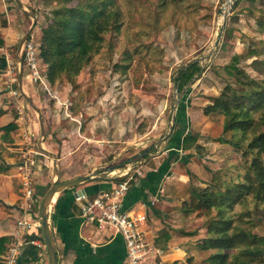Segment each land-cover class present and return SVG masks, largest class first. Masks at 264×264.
Returning a JSON list of instances; mask_svg holds the SVG:
<instances>
[{
    "label": "crops",
    "instance_id": "crops-1",
    "mask_svg": "<svg viewBox=\"0 0 264 264\" xmlns=\"http://www.w3.org/2000/svg\"><path fill=\"white\" fill-rule=\"evenodd\" d=\"M19 1L22 6L24 4L23 8L27 9L28 0ZM17 9L12 4L0 2V18L6 22L5 26L0 27V38L4 44L0 46V240L2 238L5 240L0 242V264L20 215L16 165L21 160L22 138L19 137V132L24 127L19 117L15 119L7 101L8 92H5L10 86L6 66L10 62L7 58L12 43V40H7L5 37L12 21L19 23L15 26L19 30L20 26L28 22L21 21L20 16L17 15L19 8ZM17 35L16 33L15 36ZM24 87L22 84V90L26 91ZM64 91L63 88V93ZM56 98L55 103L61 105L63 116L52 118L55 127L52 126L51 120L48 124L46 122L44 125L46 139L43 145L45 150L56 156L58 182H65L92 172L102 174L113 166H121L105 178L100 175L99 178L63 190L53 196L47 214L58 264H124L125 246L121 236L99 233L90 224H84L76 197L80 190L84 191L83 195L86 199L109 190L111 184L119 180L120 174L135 166L143 172L142 179L140 178L139 182L129 189L123 199L122 209L130 215L146 214L147 221L143 230L155 248L162 253L149 264H184L189 257L193 258L192 264H198L210 255L212 251L200 252L195 246L199 239L205 237L204 219L194 215H182L180 205L187 199L186 189L190 184L198 188L204 187L203 182L209 180L211 171L219 168L216 163L214 167L203 165L202 155L197 154L195 148L196 145L209 146L215 145L214 143L229 147L227 144L215 142L221 138L225 139V134H222V117L217 113L208 117L197 114L196 119H199L197 120L199 123H196L192 118L194 111L192 112L188 104L180 101L176 111V123L165 148L150 154L148 150L151 144H157L164 137L160 133L150 136V132L159 129L160 124L157 123L154 130L151 128V130L147 129L146 133L137 134L133 130L129 133L124 132L126 126L123 122L115 123L114 120H109L107 124L101 125L100 134L93 132L88 135L87 132L92 131L90 127L96 120L91 119L92 125L88 123L84 129L81 123L82 115L70 114L69 106ZM71 122H76L78 125ZM10 123L12 126L5 128ZM34 124H37L39 130L38 116ZM34 124L32 126L30 120L28 128H25L33 133L32 135H37V127H34ZM50 124L52 127H48ZM112 128L113 132L110 135ZM184 137H193L195 141L193 144H188L189 149L180 151ZM38 143L39 141L36 145ZM131 150L133 152H130ZM35 178L39 203L33 208V219L39 220L40 223L39 205L42 199L40 196H44L55 180L50 158L46 156L39 158ZM155 198L157 201L151 203ZM27 236L29 239L42 242V247L25 245L21 250L18 264H48L40 226L29 230Z\"/></svg>",
    "mask_w": 264,
    "mask_h": 264
},
{
    "label": "rangeland",
    "instance_id": "rangeland-1",
    "mask_svg": "<svg viewBox=\"0 0 264 264\" xmlns=\"http://www.w3.org/2000/svg\"><path fill=\"white\" fill-rule=\"evenodd\" d=\"M0 2L18 8L13 0H0ZM115 2L122 13V27L118 35L113 37L111 44L107 42L110 37H106L104 48L93 56L91 63L83 68L78 77L70 83H56L50 88L44 74L41 82L37 83L30 78H24L22 74V84L26 90L23 89V92L41 112L44 125L50 120L52 123V118L57 116L62 118L61 105L55 103L58 97L61 103L69 106L70 114L82 115L81 123L84 129L88 123H91V119L96 120L90 127L92 131L87 132L88 135L93 132L100 134L101 125L107 124L109 120H114L115 123L123 122L126 126L124 132L129 133L133 130L137 134L146 133L147 129L151 130V128L154 130L158 123L159 129L150 132V136L159 133L165 135L168 132L175 98L173 84L177 74L173 75V72L182 64L209 53L219 33L222 23L219 11L226 0H116ZM234 5L230 12L226 13L224 30L214 56L203 66L198 63L200 68L202 67V72L191 81L180 99L181 102L189 105L192 112L194 111L192 118L196 123H199L196 115L200 116L203 113V108L208 105L211 97L217 96L228 82L227 75L225 73L220 75L219 72L228 66L233 56L242 55L252 48L263 52V55L252 59H239L236 66L256 79L264 78V64L260 61L264 60V25L262 28L258 27V21L264 23V0H256L253 4L243 0L238 7L234 8ZM26 6L27 9L24 10L28 15L20 10L17 15L20 16L21 21L28 22H24L25 26H20L19 30L15 28L19 23L12 21L5 37L7 40H12L7 59L10 61L8 65L15 68L17 76L21 69L17 60L18 56L20 60L22 56L21 52L17 54L20 40L34 21V28L30 34L38 46L41 30L46 26L48 13L53 5H45V0H28ZM5 25V20L0 18V27ZM109 45L114 48L110 50ZM124 51L130 54L129 69L126 74L115 73L112 69L113 65L122 58L121 54ZM40 68L42 72L43 67ZM18 83L19 80L10 84L9 89L18 90ZM9 89L6 88L5 92L7 93ZM7 101L16 119L20 117L16 109L17 104L19 105L24 128H28L30 120L33 126L37 114L22 96L17 97L16 100L7 97ZM71 123L78 125L76 122ZM36 125L34 124V127H37ZM52 126L50 124L48 127ZM44 130L46 133L45 126ZM37 132V135H32V141L35 143L41 139L38 127ZM112 132L113 128L109 134L111 135ZM19 133L21 137V131ZM230 137L231 134L226 133L224 140ZM214 144L196 145L195 150L197 154L202 155L203 165L214 167L216 163L221 167L228 158L233 159L230 160L231 163L239 162L240 152L232 151L230 146ZM154 145L151 144L149 149ZM182 150L181 146L180 151ZM35 193L37 194V184ZM258 214L257 216L264 218L262 212ZM256 232L264 235V220L257 227Z\"/></svg>",
    "mask_w": 264,
    "mask_h": 264
},
{
    "label": "trees",
    "instance_id": "trees-1",
    "mask_svg": "<svg viewBox=\"0 0 264 264\" xmlns=\"http://www.w3.org/2000/svg\"><path fill=\"white\" fill-rule=\"evenodd\" d=\"M115 1L45 0V5L53 6L36 48L38 63L50 88L78 77L104 48L106 37H110L107 39L110 43L118 35L123 18ZM242 1L237 0L234 8ZM247 1L253 4L256 0ZM263 25L258 21L259 28ZM113 48L109 45L110 50ZM261 55L263 52L252 48L233 56L219 72L227 75L228 82L203 108L206 117L216 113L222 117V134L230 133L231 137L218 142L240 152V159L235 164L230 162L233 159L226 158V163L211 171L209 180L203 182L204 187L188 189L187 199L180 205L182 215L204 219L205 237L195 246L200 252L212 253L198 264H264V235L256 232L264 220L257 216L259 212L264 215V78L256 79L236 66L239 59ZM121 56L112 69L126 74L130 54L124 51ZM260 61L264 64V60ZM200 69L194 63L177 73L174 79L179 91ZM11 126L10 123L5 128ZM194 141L193 137H184L182 149H189L188 144ZM192 262L193 258L189 257L184 264Z\"/></svg>",
    "mask_w": 264,
    "mask_h": 264
},
{
    "label": "built area",
    "instance_id": "built-area-1",
    "mask_svg": "<svg viewBox=\"0 0 264 264\" xmlns=\"http://www.w3.org/2000/svg\"><path fill=\"white\" fill-rule=\"evenodd\" d=\"M34 37L29 34L23 47H21V62L24 78H30L34 83L41 82L42 72L38 63V53ZM26 70V71H25ZM18 71V70H17ZM10 84L17 80L15 68L7 64L6 71ZM8 96L16 100L21 96L20 91L10 88ZM20 122L22 121L21 112ZM21 160L16 165V176L19 181V204L20 215L15 223V231L11 241L1 259V264H18L21 250L25 245H35L42 247V242L29 239V230L39 227V220L33 219V208L39 203V198L35 193L36 170L39 158L42 153L38 150L35 142L32 141V134L23 128L21 131ZM143 172L138 166L126 170L120 174L119 180L113 182L109 190L101 192L96 196L86 199L84 195L76 197V202L80 204V216L84 224H90L99 233H109L119 235L123 239L125 246L124 264H149L154 262L162 253L155 248L143 230L147 217L145 213L130 215L122 209V202L129 189L136 185ZM157 198L151 201L154 203Z\"/></svg>",
    "mask_w": 264,
    "mask_h": 264
},
{
    "label": "water",
    "instance_id": "water-1",
    "mask_svg": "<svg viewBox=\"0 0 264 264\" xmlns=\"http://www.w3.org/2000/svg\"><path fill=\"white\" fill-rule=\"evenodd\" d=\"M13 1L15 2V4L18 6L19 10L23 14L28 15V12L24 10V8H23V6L19 0H13ZM235 1L236 0H230V1L226 0L225 5L219 11V14L222 18V23H221L220 28H219V33H218L217 39L214 40V43H213L209 53H207L206 55H200V56L190 60L189 62L182 64L173 72V75L177 74L180 70L187 69L190 65H192L194 63H200L203 66L206 62H208L214 56V54L218 48L220 39H221L220 36H222L223 30H224L226 13L230 12ZM34 23L35 22L33 21L30 29L24 34V37H22V39L20 40V42L18 44V48H17V54L18 55L20 53V50H21V47H22L24 41H26L28 35L31 33L32 29L34 28ZM17 60L20 64V68H21L20 72H19V76H18V80H19L18 85H19L20 95L28 103V105L36 112V114L38 116L41 139H40L39 143L37 144V148L42 153L43 156H46L52 160V173H53L55 180L52 182L49 189L47 190V192L44 194V196L41 199V202L39 205V219H40V229L42 232V239H43L45 246H46V252H47V256H48V264H58L57 256H56V249H55V245L53 242L50 224L48 221V214H47V211H48V208H49V205H50V202H51L53 196L55 194L63 191V190L66 191L67 189L75 188L80 184L90 182L91 180H93L95 178H99V177H101L100 175H102V178H105V177H107V175L110 172H112L113 170H115L121 166H113V167L109 168L108 171L102 172V174H99L98 172H92L88 175L73 178V179L65 181V182H58L59 172L57 170V165H56V156L43 148V143L46 139V133L44 130L42 114L33 105L32 101L25 95V93L22 90V81H23L22 80V73H23L22 62H21L19 56L17 57ZM201 72H202V67L197 74L193 75L192 79L188 83H186V85L180 91L178 89V83L173 84V91L175 94V98H174V104H173V113H172L170 124L168 127V132L164 135V137L161 138V140L158 141L157 144H155L154 146H152L148 150L150 152V154L157 153V152H159L165 148V145H166L167 141L169 140V138L173 132L175 119H176V111H177L178 103L181 99V96H182L183 92L186 91L187 87L191 84V81H193L197 77L196 75L200 74ZM83 194H84L83 190H80L79 192H77V196L83 195Z\"/></svg>",
    "mask_w": 264,
    "mask_h": 264
},
{
    "label": "bare ground",
    "instance_id": "bare-ground-1",
    "mask_svg": "<svg viewBox=\"0 0 264 264\" xmlns=\"http://www.w3.org/2000/svg\"><path fill=\"white\" fill-rule=\"evenodd\" d=\"M230 1V0H229ZM221 20V19H220ZM123 168V167H122ZM115 173V172H114ZM119 173V172H118ZM54 200V199H53Z\"/></svg>",
    "mask_w": 264,
    "mask_h": 264
}]
</instances>
